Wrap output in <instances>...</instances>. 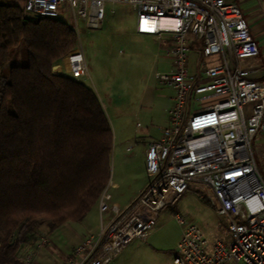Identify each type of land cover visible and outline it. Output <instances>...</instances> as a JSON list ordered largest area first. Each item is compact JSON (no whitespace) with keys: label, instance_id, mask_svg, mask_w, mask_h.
Instances as JSON below:
<instances>
[{"label":"built area","instance_id":"built-area-1","mask_svg":"<svg viewBox=\"0 0 264 264\" xmlns=\"http://www.w3.org/2000/svg\"><path fill=\"white\" fill-rule=\"evenodd\" d=\"M21 1L31 20L71 16L77 46L66 57V70L53 68L56 75L89 78L79 25L101 29L106 3L132 5L138 35L170 42L164 51L172 70L155 80L174 96L168 127L146 148L147 185L123 212L101 221L99 232L84 238L64 264H112L131 241L148 236L160 211L189 190L207 194L228 236L209 243L199 226L175 215L183 231L173 264H264V178L252 146L264 138V75L254 79L256 68L244 63L260 50L239 6L227 0ZM193 49L200 54L195 62ZM213 57L219 64L207 66ZM200 97L216 101L191 113Z\"/></svg>","mask_w":264,"mask_h":264},{"label":"trees","instance_id":"trees-1","mask_svg":"<svg viewBox=\"0 0 264 264\" xmlns=\"http://www.w3.org/2000/svg\"><path fill=\"white\" fill-rule=\"evenodd\" d=\"M20 46L27 64L8 66ZM76 46L71 26L0 0V264H25L29 242L81 221L104 188L112 133L101 104L53 73Z\"/></svg>","mask_w":264,"mask_h":264},{"label":"rangeland","instance_id":"rangeland-1","mask_svg":"<svg viewBox=\"0 0 264 264\" xmlns=\"http://www.w3.org/2000/svg\"><path fill=\"white\" fill-rule=\"evenodd\" d=\"M7 1L23 5L21 0ZM235 1L251 32L253 21H258L253 20V15L260 12L263 18L264 0H250L248 4L245 0ZM104 13L101 29L91 30L80 22L79 33L89 73V78L82 82L97 96L112 133L106 182L96 204L81 221L69 223L48 237L41 235L35 242L28 243L30 264L51 242L58 249L69 252L77 235L84 238L96 235L101 221L106 222L113 213H121L129 206L148 181L143 166L145 143L157 137L167 123L174 91L155 80L156 74L172 70L171 61L166 59L163 50L166 42H155L152 37L135 34L136 9L132 5L106 3ZM59 20L73 27L69 14L61 15ZM253 61L262 63L260 56ZM14 64H27L23 46L16 49L7 65ZM217 64L216 57L206 61L207 66ZM60 66L67 69L66 58L56 67ZM215 101L200 97L193 101L191 113ZM252 146L264 178V138L254 140ZM175 215L199 226L209 243L226 240L228 236L207 194L189 190L175 204L160 211L148 236L131 241L114 257L112 264H173L174 250L183 231ZM74 249L62 264L72 256ZM50 254L48 260L51 262L60 257L57 250L55 255ZM21 256L25 260L26 253Z\"/></svg>","mask_w":264,"mask_h":264},{"label":"crops","instance_id":"crops-1","mask_svg":"<svg viewBox=\"0 0 264 264\" xmlns=\"http://www.w3.org/2000/svg\"><path fill=\"white\" fill-rule=\"evenodd\" d=\"M227 1H233V2H236L235 0H227ZM250 0H245V3L246 4H248V2H249ZM250 3V2H249ZM254 7H252V10H256V9H253ZM263 18L261 17V13L260 12H258V13H255L254 15H253V17H254V19L253 20H258V21H253L254 22V24H252V29H251V32L250 33H252L251 35H252V37H253V39L256 41V43H257V45H258V47H259V50H260V58H261V60H262V63H259V62H256V61H253V60H248V61H246V62H244L246 65H248V66H252V67H255L256 68V72L255 73H253V74H251V76L254 78V79H259V78H261V77H263V75H264V13H263ZM135 34L137 35V36H144V35H138L137 33H136V23H135ZM145 37H150V36H145ZM151 38V37H150ZM152 39H154V38H152ZM162 41H164V42H166V47L167 46H169L170 45V42H169V40L167 39V38H165V39H162ZM161 41V42H162ZM155 42H157V41H155ZM160 43V42H159ZM162 49V48H161ZM163 50H164V48H163ZM199 51L197 50V49H193L192 51H191V59H192V61H197L198 60V58H199ZM166 59H168V58H166ZM168 127V116H167V123H166V126L164 127V129L165 128H167ZM163 129V130H164ZM163 130L162 131H160V133H159V135L157 136V137H155V138H152L151 140H149L148 142H146L145 143V154H146V148H147V145L151 142V141H154V140H158L160 137H161V135H162V132H163ZM143 166H144V168H145V156H144V159H143ZM145 171H146V168H145ZM146 185H147V183H146ZM145 185V186H146ZM144 186V187H145ZM143 187V188H144ZM142 188V189H143ZM141 189V190H142ZM140 190V191H141ZM139 191V192H140ZM139 194V193H138ZM138 194L136 195V197L138 196ZM136 197L134 198V199H132L131 201H130V203H129V205L136 199ZM121 212V211H120ZM117 214H119V213H113L112 215H111V217H109V219L106 221V222H108L109 220H111L114 216H116ZM68 224L69 223H67V224H65L64 226H62V227H66V226H68ZM100 224H101V222H100ZM61 227V228H62ZM60 229V228H59ZM58 230V229H57ZM77 235V234H76ZM83 236L81 237V236H76L74 239L76 240V241H74V242H76V243H74L72 246H71V248H70V250H69V252H64V251H62V250H60V249H58L57 248V246L55 245V244H53L52 242H51V245L53 246V247H55V249L51 246V245H48V248L46 249V250H44V252L43 251H40V253L38 254V256L35 258V260L33 261V264H62V262L64 261V259H66V257H68V255L69 254H71V252H72V250L76 247V246H78L79 244H80V242L83 240ZM56 250L59 252V254H60V257H57L56 259H54V261L53 262H51V261H49L48 259V257H50L51 256V254L50 255H48L50 252H52L53 253V255H55L56 254ZM58 254V253H57Z\"/></svg>","mask_w":264,"mask_h":264}]
</instances>
